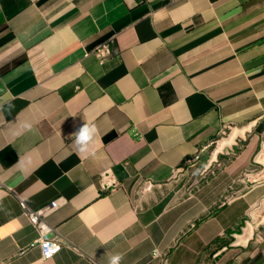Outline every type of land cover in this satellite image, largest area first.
Instances as JSON below:
<instances>
[{
    "label": "crops",
    "instance_id": "crops-1",
    "mask_svg": "<svg viewBox=\"0 0 264 264\" xmlns=\"http://www.w3.org/2000/svg\"><path fill=\"white\" fill-rule=\"evenodd\" d=\"M263 142L264 0H0V264H264ZM57 198L44 260L21 202Z\"/></svg>",
    "mask_w": 264,
    "mask_h": 264
},
{
    "label": "built area",
    "instance_id": "built-area-1",
    "mask_svg": "<svg viewBox=\"0 0 264 264\" xmlns=\"http://www.w3.org/2000/svg\"><path fill=\"white\" fill-rule=\"evenodd\" d=\"M92 53L94 54L98 62L100 64H103L112 55V40L110 39L102 42L92 50ZM261 147L264 148V142L261 144ZM199 153L200 151L196 153V158L199 157ZM98 183L101 192L113 190L120 186L119 181L110 170H106L99 174ZM157 185L158 184H156L152 180L147 179L142 182L141 190L142 192H147ZM234 198V196H227L225 197V201H230ZM64 203V198H57L34 210L28 207L25 202H21V206L24 209V212L28 217L30 224H32L38 232L36 244L40 248L41 255L44 260L50 259L60 245L59 240L55 238L54 235H52V228L47 223V217L51 213L59 209ZM151 260H159L160 264H168V256L162 255L158 249L153 250Z\"/></svg>",
    "mask_w": 264,
    "mask_h": 264
},
{
    "label": "clouds",
    "instance_id": "clouds-1",
    "mask_svg": "<svg viewBox=\"0 0 264 264\" xmlns=\"http://www.w3.org/2000/svg\"><path fill=\"white\" fill-rule=\"evenodd\" d=\"M8 95L11 97L10 91ZM9 108H11L10 104ZM97 133L98 130L94 124H83V126L79 127L78 131L74 133L75 140L73 142L77 145L80 152H89L91 147L96 143ZM122 260L123 256L117 253L111 257L109 264H121Z\"/></svg>",
    "mask_w": 264,
    "mask_h": 264
},
{
    "label": "rangeland",
    "instance_id": "rangeland-1",
    "mask_svg": "<svg viewBox=\"0 0 264 264\" xmlns=\"http://www.w3.org/2000/svg\"><path fill=\"white\" fill-rule=\"evenodd\" d=\"M260 154L263 156H261ZM255 159H257L254 165L256 171L255 177L256 179L261 176L264 177V148H262L261 145L258 147V150L255 153ZM254 210L255 212L254 218L252 219V225L261 227L264 225V199L254 208Z\"/></svg>",
    "mask_w": 264,
    "mask_h": 264
},
{
    "label": "bare ground",
    "instance_id": "bare-ground-1",
    "mask_svg": "<svg viewBox=\"0 0 264 264\" xmlns=\"http://www.w3.org/2000/svg\"><path fill=\"white\" fill-rule=\"evenodd\" d=\"M233 136V135H232ZM228 142V140L226 139H223L221 142H220V146H223L225 145L226 143ZM261 155V154H260ZM263 156V155H261ZM259 159V158H258ZM257 160V159H256ZM263 162V161H262ZM256 174V173H255ZM258 175V174H257ZM262 177V176H261ZM251 232H252V226L251 224H249L245 229H244V233L243 234H240L238 236V242L239 243H244L247 239L248 236L251 235Z\"/></svg>",
    "mask_w": 264,
    "mask_h": 264
}]
</instances>
